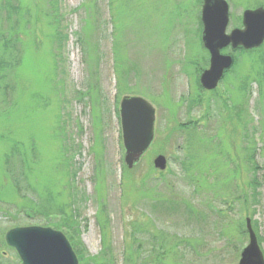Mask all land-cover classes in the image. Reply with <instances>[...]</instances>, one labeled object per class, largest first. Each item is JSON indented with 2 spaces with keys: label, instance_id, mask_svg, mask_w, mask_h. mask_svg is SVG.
<instances>
[{
  "label": "rangeland",
  "instance_id": "374dc122",
  "mask_svg": "<svg viewBox=\"0 0 264 264\" xmlns=\"http://www.w3.org/2000/svg\"><path fill=\"white\" fill-rule=\"evenodd\" d=\"M225 1L227 34L264 9ZM203 4L0 0V264H22L6 235L31 227L78 264H136L154 240L159 264H239L250 219L264 254V45L222 49L234 65L203 89ZM124 96L156 110L131 169Z\"/></svg>",
  "mask_w": 264,
  "mask_h": 264
},
{
  "label": "water",
  "instance_id": "95a60500",
  "mask_svg": "<svg viewBox=\"0 0 264 264\" xmlns=\"http://www.w3.org/2000/svg\"><path fill=\"white\" fill-rule=\"evenodd\" d=\"M203 44L210 52V67L201 76V85L214 90L226 70L231 69L233 58L221 54V49L232 46L245 50L261 48L264 44V9L248 10L243 15V29L226 33L229 15L225 0H203ZM120 106L122 137L125 148V163L132 168L152 146L155 132L156 110L142 97L125 96ZM155 168L166 170L167 160L159 156ZM247 220L249 245L241 254L239 264H264V254L257 235ZM7 243L19 253L23 264H78L77 258L59 232L38 227L15 229L9 232Z\"/></svg>",
  "mask_w": 264,
  "mask_h": 264
},
{
  "label": "trees",
  "instance_id": "16d2710c",
  "mask_svg": "<svg viewBox=\"0 0 264 264\" xmlns=\"http://www.w3.org/2000/svg\"><path fill=\"white\" fill-rule=\"evenodd\" d=\"M243 51V50H242ZM258 168H256L257 170ZM257 230V228H256ZM131 237H134L132 235H130ZM152 247L148 250V255H146L144 257V254L137 259V263L136 264H159L162 263V257L165 256V252L164 249H162V245H159L157 243H155V240L152 241ZM164 246V245H163Z\"/></svg>",
  "mask_w": 264,
  "mask_h": 264
}]
</instances>
